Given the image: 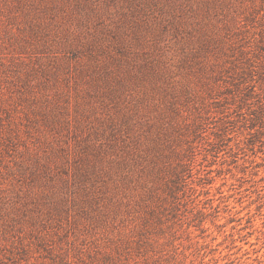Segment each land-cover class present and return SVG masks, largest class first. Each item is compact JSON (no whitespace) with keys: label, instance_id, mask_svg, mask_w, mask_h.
I'll return each instance as SVG.
<instances>
[{"label":"rangeland","instance_id":"obj_1","mask_svg":"<svg viewBox=\"0 0 264 264\" xmlns=\"http://www.w3.org/2000/svg\"><path fill=\"white\" fill-rule=\"evenodd\" d=\"M0 264H264V0H0Z\"/></svg>","mask_w":264,"mask_h":264}]
</instances>
